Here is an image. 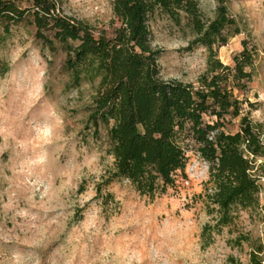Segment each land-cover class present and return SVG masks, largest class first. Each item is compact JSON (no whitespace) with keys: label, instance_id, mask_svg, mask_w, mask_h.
Here are the masks:
<instances>
[{"label":"rangeland","instance_id":"1","mask_svg":"<svg viewBox=\"0 0 264 264\" xmlns=\"http://www.w3.org/2000/svg\"><path fill=\"white\" fill-rule=\"evenodd\" d=\"M203 20L211 19L216 0H196ZM21 8L30 0H17ZM59 13L81 20L95 33H110L118 21L111 0H55ZM239 32L217 49L226 64L243 49L253 52L252 78L241 113L227 115L222 129L235 132L240 117L260 123L264 132V0H226ZM151 42L164 79L195 81L205 69L206 50H187L192 38L182 19L175 24L160 11L149 19ZM65 51L46 46L27 15L10 26L0 46V264H264V155L254 171L262 183L259 204L238 209L229 226L213 223L203 193L208 164L187 153L184 173L150 198L126 179L116 178L96 197L112 158L105 128L94 139L85 129L95 82L65 88ZM205 120L213 121L212 116ZM185 143L189 140H184ZM186 180L188 182L186 183Z\"/></svg>","mask_w":264,"mask_h":264},{"label":"trees","instance_id":"2","mask_svg":"<svg viewBox=\"0 0 264 264\" xmlns=\"http://www.w3.org/2000/svg\"><path fill=\"white\" fill-rule=\"evenodd\" d=\"M21 8L17 0H0V46L10 26L32 17L36 36L53 48L65 51V88L94 83L87 105L85 129L94 139L105 128L106 152L112 166L96 186V197L114 199L103 191L116 178L126 179L142 195L153 198L184 173L187 153L194 151L208 164L209 187L203 197L213 223L202 227L205 244L210 229L229 226L238 209L259 204L262 191L254 171L255 157L264 155L260 123L240 117L233 133L222 129L224 118L238 116L242 98L252 78L254 55L243 47L223 63L217 54L229 35L239 32L226 0H216L211 19L203 20L196 0H111L118 21L110 33H95L88 23L59 13L55 0H30ZM160 11L175 24L184 19L192 38L187 50H206L205 69L195 81L164 79L160 74V50L153 47L149 19ZM212 116L213 121L205 120ZM184 140H189V144Z\"/></svg>","mask_w":264,"mask_h":264},{"label":"built area","instance_id":"3","mask_svg":"<svg viewBox=\"0 0 264 264\" xmlns=\"http://www.w3.org/2000/svg\"><path fill=\"white\" fill-rule=\"evenodd\" d=\"M198 156V155H197ZM201 162L203 163V164H206V161L205 160H203V159H201ZM188 182V180H186V183Z\"/></svg>","mask_w":264,"mask_h":264},{"label":"water","instance_id":"4","mask_svg":"<svg viewBox=\"0 0 264 264\" xmlns=\"http://www.w3.org/2000/svg\"><path fill=\"white\" fill-rule=\"evenodd\" d=\"M263 197H264V192H263Z\"/></svg>","mask_w":264,"mask_h":264}]
</instances>
